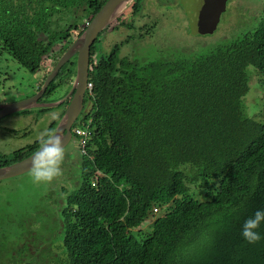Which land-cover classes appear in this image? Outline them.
Masks as SVG:
<instances>
[{
  "label": "trees",
  "instance_id": "obj_1",
  "mask_svg": "<svg viewBox=\"0 0 264 264\" xmlns=\"http://www.w3.org/2000/svg\"><path fill=\"white\" fill-rule=\"evenodd\" d=\"M106 1L0 0L1 50L34 74L45 59L53 68ZM143 2L134 1L132 14L142 12ZM146 25L145 32L97 52L108 26L92 45L93 88L85 99L92 106L74 123L71 140H82L77 128L90 132L83 155H65L62 174L16 229L0 223V264H36V258L42 264H172L178 243L201 227L214 242L194 264H264V239L248 244L241 236L244 220L264 209V121L250 117L245 102L254 75L259 93L264 84V19L252 35L243 32L208 53L144 64L122 56L125 42L150 34ZM76 68L74 57L43 100L50 102L66 77L73 81ZM38 149L36 139L11 154L0 152V167ZM67 161L79 169L74 187ZM151 215L152 231L138 240L133 231ZM260 232L264 236V226Z\"/></svg>",
  "mask_w": 264,
  "mask_h": 264
},
{
  "label": "rangeland",
  "instance_id": "obj_2",
  "mask_svg": "<svg viewBox=\"0 0 264 264\" xmlns=\"http://www.w3.org/2000/svg\"><path fill=\"white\" fill-rule=\"evenodd\" d=\"M242 1L245 2L244 4L242 3L244 5L243 9H240L239 5L231 4L229 6L213 36H202L196 31V7H198L199 0H195L193 7H190V3H193L192 0H145L142 12L136 16L132 14L130 5L118 18L132 23L134 28L119 26V19H115L110 27L117 25L119 27L115 28L116 30L108 29V34L107 31L103 33L96 51L100 53L108 52L115 43L124 41L131 33L137 35L140 32H145L141 30V27L147 24L146 29L149 30L151 26L148 24L158 21L157 27H154V30H149L150 34H147L143 38H139L138 36L133 37L130 42H125L121 48L122 56H130L131 59L144 64V62L150 60L159 61L172 59L180 55L195 56L198 53H208L215 47L214 44L218 41H220L218 42L220 44L227 42L232 38V35L236 40L239 34L238 31H234L238 30V25H240V30L243 32L255 31L259 27L260 17L250 19L251 16L249 14L260 11L263 0L257 3L258 8L255 6L251 7V5L248 6V3L254 5L256 0ZM163 4L166 5L165 8H163ZM261 14L263 15L262 12ZM224 30L231 31V38L223 40V36L220 35L223 34ZM50 64L51 60L45 59L42 62L41 69L34 74L17 61L15 62L0 47V101L4 103L14 102L18 101L17 99L21 100L32 96L36 90L38 91L44 76L50 73L52 69ZM54 81L57 82L56 79ZM67 83H72V81L67 80ZM251 87L252 91L245 97L247 114L253 119L263 122L264 84L259 93L258 78L254 75L251 80ZM67 89L68 86H65V83L61 84L49 96L50 102L62 100L60 98L65 94ZM22 93L25 94L23 97L16 95ZM5 94L6 96H4ZM59 109L60 105L54 106L51 111L41 115L38 108H33L28 114L23 115L17 112L0 119V152L11 154L14 150L34 142L37 139V132L52 122ZM74 148L75 142L73 140L66 147V155H68L70 160L74 158V155H79V151H77V154L71 152ZM67 162V168L70 166L69 184L70 187H74L75 181L80 177L78 176L79 169L75 162ZM30 173L31 171L0 181V205L6 206V209L0 212V218L4 217V219H0V223L3 224L1 227H4L5 224L8 225L9 229H12V226L16 229L19 218L27 211L29 205L38 200L40 194H46L50 187H52L50 184H34ZM203 195L204 193L199 197L203 198ZM161 212L163 213L164 209ZM155 218L156 215L149 216L140 228L133 231L138 240L146 238L152 231V223ZM5 227L7 229V226ZM139 229L142 230L140 231ZM39 234L42 236L45 232L40 231ZM44 262L42 258H36V264ZM6 263L10 264L8 261Z\"/></svg>",
  "mask_w": 264,
  "mask_h": 264
},
{
  "label": "water",
  "instance_id": "obj_3",
  "mask_svg": "<svg viewBox=\"0 0 264 264\" xmlns=\"http://www.w3.org/2000/svg\"><path fill=\"white\" fill-rule=\"evenodd\" d=\"M134 1L135 0H107L85 27L81 35L77 37L59 58L38 92L21 100L0 105V119L7 115L28 109L60 105L64 99L47 103H39L38 100L55 80L60 69L72 58L76 57V74L72 81L71 91L68 94L72 95V98L66 112L55 129V131H58L66 138L65 144L68 145L73 137L71 128L78 120L84 108L86 86L89 79L91 47L97 40L99 34L132 5ZM192 1L193 3H190V7L194 6L195 0ZM226 2L227 0H199L198 7H196L195 26L198 33L212 32L217 28V24L220 21L219 17L226 9ZM34 153L20 161L0 167V181L20 176L31 171Z\"/></svg>",
  "mask_w": 264,
  "mask_h": 264
},
{
  "label": "clouds",
  "instance_id": "obj_4",
  "mask_svg": "<svg viewBox=\"0 0 264 264\" xmlns=\"http://www.w3.org/2000/svg\"><path fill=\"white\" fill-rule=\"evenodd\" d=\"M263 7L261 11H263ZM263 19H264V11L262 17L260 18L259 27L256 30L260 28ZM89 22H86V26L89 24ZM255 31H245V32H248L250 33V35H252ZM88 83L90 82L88 81L87 85ZM92 88L90 90L86 86L85 97L87 96L89 97V94L91 95ZM39 89L40 88H38V90ZM65 139L66 138L62 136L58 131H51L47 127L40 129L37 132L39 149L34 153L32 157V168L30 173L31 180L34 184H50L62 174V166L65 160L66 147H67V145L65 144ZM76 142L78 144L81 154L83 155L82 147L84 146L80 143L81 141H79V139H77ZM153 212L154 214L162 213L159 208H154ZM262 226H264V209H258L254 212L253 215L245 219L242 224L241 236L244 239V241H246L248 244H256L259 241H261V239H264V236H262L260 232V228ZM213 242H214V237L212 233L205 227H201L198 230L191 232L186 238L182 239L178 243L173 254L172 264H194L195 259L199 255H201L208 247H210ZM45 251L47 252L48 250L45 248Z\"/></svg>",
  "mask_w": 264,
  "mask_h": 264
},
{
  "label": "flooded vegetation",
  "instance_id": "obj_5",
  "mask_svg": "<svg viewBox=\"0 0 264 264\" xmlns=\"http://www.w3.org/2000/svg\"><path fill=\"white\" fill-rule=\"evenodd\" d=\"M145 2V1H144ZM143 2V3H144ZM259 2H261L260 0H256V2H254L255 4L254 5H252L251 3H248V6H250L251 5V7H253V6H255V7H257L258 8V6H257V3H259ZM245 3L244 1H242V0H227V2H226V9H225V11L220 15V21H221V19H222V17H223V15L226 13V11L228 10V8H229V6L231 5V4H233V5H239V8L240 9H243V7H244V5L243 4ZM263 5H262V7L264 6V0H263ZM145 4V3H144ZM166 7V5L165 4H163V8H165ZM261 12L263 13V11H258V12H256V13H253V14H249V16H251L250 17V19H257V18H261L262 17V14H261ZM120 22H121V19L119 20ZM123 21V20H122ZM220 21H219V23H220ZM219 23L217 24V28H218V25H219ZM119 25H120V23H119ZM157 25H158V21L156 22V24L154 25V27H157ZM116 28H117V26H115ZM115 27H110V28H108V29H112V30H116L115 29ZM217 28L214 30V31H212V32H203V33H198L199 35H202V36H213V34L217 31ZM240 25H238V30H235L234 32H237L238 31V36H237V38H236V40L237 39H239L240 38V35L241 34H243V31L242 30H240ZM245 28V27H244ZM108 29L107 30H105V32L107 31V34H108ZM220 36H223V40L224 39H228L230 36H231V31L230 30H224V32H223V34L222 35H220ZM219 37V36H218ZM218 37H216V38H218ZM232 37V38H231ZM230 38L231 39H229L228 41H236L235 39H234V37H233V35L231 36ZM215 38V39H216ZM223 40H221V41H223ZM213 41V40H212ZM227 41V42H228ZM218 42H220V41H218ZM217 42V43H218ZM217 43H215V44H217ZM67 80H68V78L66 77L65 78V80H64V83H65V86H68V89H67V91L65 92V94L60 98V99H64V101L60 104L61 106H60V109L56 112V116L54 117V119H52V122L55 120V119H58V118H62V116L64 115V113L66 112V110H67V107H68V105H69V103H70V101H71V98H72V95H68L69 93H70V91H71V88H72V83H67ZM42 85H43V83H42ZM41 85V86H42ZM40 86V87H41ZM37 92V91H36ZM35 92V93H36ZM35 93H33L32 95H34ZM46 93V92H45ZM45 93L43 94V96L38 100L39 101V103H47V101H45V100H43L45 97H44V95H45ZM7 94V93H6ZM6 94L4 95V96H6ZM16 95H20V96H22L23 97V95H25V94H16ZM13 98V97H12ZM87 97H85V99H86ZM84 99V108H83V110H82V112H81V114H83V113H86V112H88L89 110H90V108H91V106H92V104L90 103V101H86ZM17 100H19V99H17ZM5 103H9V102H5ZM2 104H4V102H1L0 101V105H2ZM88 107V108H87ZM39 108V107H38ZM86 108H87V110H86ZM80 114V115H81ZM60 119H59V121H60ZM58 121V122H59ZM51 122V123H52ZM50 123V124H51ZM49 124V125H50ZM48 125V126H49ZM48 126H47V128H48ZM56 128V127H55ZM55 131V130H54ZM71 132H73V126H72V128H71ZM79 150V147H78V144H77V142L75 141V148H74V150L73 151H71V152H73V153H76L77 154V151ZM75 156V155H74ZM67 160H70L68 157H67Z\"/></svg>",
  "mask_w": 264,
  "mask_h": 264
},
{
  "label": "built area",
  "instance_id": "obj_6",
  "mask_svg": "<svg viewBox=\"0 0 264 264\" xmlns=\"http://www.w3.org/2000/svg\"><path fill=\"white\" fill-rule=\"evenodd\" d=\"M87 88L91 90L92 83H88ZM75 132H76L77 136H81L82 137V140H81L80 143L84 146L85 143H86V139H87L88 135L90 134V132L88 130H85V129L83 130V129H80V128H77L75 130Z\"/></svg>",
  "mask_w": 264,
  "mask_h": 264
},
{
  "label": "bare ground",
  "instance_id": "obj_7",
  "mask_svg": "<svg viewBox=\"0 0 264 264\" xmlns=\"http://www.w3.org/2000/svg\"><path fill=\"white\" fill-rule=\"evenodd\" d=\"M10 103V102H9ZM33 154V153H32Z\"/></svg>",
  "mask_w": 264,
  "mask_h": 264
}]
</instances>
